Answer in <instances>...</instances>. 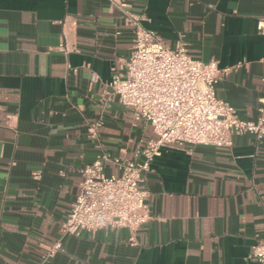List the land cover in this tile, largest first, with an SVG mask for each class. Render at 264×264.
<instances>
[{
    "label": "crops",
    "instance_id": "1",
    "mask_svg": "<svg viewBox=\"0 0 264 264\" xmlns=\"http://www.w3.org/2000/svg\"><path fill=\"white\" fill-rule=\"evenodd\" d=\"M121 1L170 48L239 66L217 96L242 120L260 115L264 0H0V264H41L57 241L61 251L44 264H260L250 256L264 243V139L251 135L229 150L163 148L141 186L153 220L136 246L127 229L63 236L81 168L103 153L141 160L142 142L156 138L104 96L133 48L114 6ZM105 170L121 174L114 164Z\"/></svg>",
    "mask_w": 264,
    "mask_h": 264
},
{
    "label": "built area",
    "instance_id": "2",
    "mask_svg": "<svg viewBox=\"0 0 264 264\" xmlns=\"http://www.w3.org/2000/svg\"><path fill=\"white\" fill-rule=\"evenodd\" d=\"M133 32V48L124 62L125 74H115L104 92L109 102L114 97L133 111L134 118L152 127L156 138L143 141L141 160L114 157L103 153L80 170L82 182L71 212L63 224V236L78 237L83 232L102 229H127L130 243L136 246L135 233L153 220L147 204L149 192L141 186L153 161L166 147L212 146L229 150L238 136L264 139V106L256 120L238 118L231 104L218 98L220 82L239 66L221 68L191 57L185 46L172 49L154 30L145 27L148 18L123 1L114 2ZM264 36V17L257 22ZM66 50L64 46L61 47ZM97 75H92V82ZM104 120L91 124V136L99 140ZM106 164L116 165L121 174L108 175ZM36 180L42 174H35ZM62 249L53 244L41 264ZM250 258L264 264V243H259Z\"/></svg>",
    "mask_w": 264,
    "mask_h": 264
}]
</instances>
